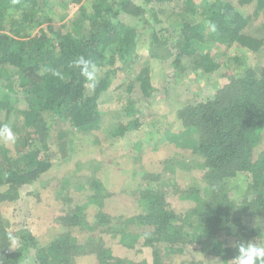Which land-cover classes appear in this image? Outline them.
<instances>
[{"label": "trees", "instance_id": "1", "mask_svg": "<svg viewBox=\"0 0 264 264\" xmlns=\"http://www.w3.org/2000/svg\"><path fill=\"white\" fill-rule=\"evenodd\" d=\"M62 1L52 2L57 5ZM91 1L90 14L80 6L88 25L60 33L51 25L66 15L59 14L55 6L47 7L50 0H0V90L5 94L0 99L4 116L0 125L10 124L23 139V146L13 155L0 145V186H7L0 200L16 199L18 187L32 183L51 167L44 114L51 112L76 131L91 132L98 126L100 106L114 100L115 63L119 62V71L129 76L141 57L135 52L134 30L122 26L118 16L124 13L144 18V7L136 0ZM142 1L152 12L173 8L179 2L193 9L192 0ZM262 11L264 0H236V4L233 0H213L204 10L205 22L183 16L166 29L167 36L155 30L151 34L152 43L171 45L163 56L165 69L184 73L187 66L183 59L189 58L192 69L213 73V81L222 82L215 92L203 93L178 110L184 127L190 129V133H182L179 145L203 157L204 163L199 169H190L198 175L178 190L177 207L170 202L167 187L148 181L132 191L125 207L130 213H138L127 215L124 208L117 215L116 206L122 201L119 193L107 192L96 177V169L105 164L85 165L90 170L88 186L97 193L91 201L97 206L96 218L101 223L95 226L115 221L110 231L128 247L141 238L153 249L151 264H166L164 256L181 253L188 244L200 253L199 264H235L238 241L264 239V151L253 158L255 148L264 140V56L260 54L264 49V21L254 22ZM43 13L46 17L40 20ZM208 21L216 25L215 32L210 31ZM26 22L38 26L24 36L18 30ZM45 22L48 24L43 27ZM198 44H224L228 50L221 56L199 53ZM81 55L100 68L94 91L85 87L84 78L72 66ZM151 55L159 54L152 50ZM235 65L239 70L232 72ZM53 70L64 78L53 75ZM144 74L139 72L136 80L142 95L149 97L154 85ZM14 95L20 96L15 100L24 102L22 108L10 101ZM13 111L14 120L10 117ZM142 126L135 116L125 124L107 125L106 131L112 137L122 136ZM57 139L61 156L67 158L72 151L67 130H58ZM241 173L249 176L245 186L231 187L230 178ZM185 200L193 203L184 207ZM82 209L80 205L68 206L59 217L60 230L50 238H37L24 228L9 233L0 222V264H75V256L86 252L94 254L97 264L126 262L115 257L105 241L80 242L72 235V227L81 231L95 227L88 224ZM14 237L18 245L10 250Z\"/></svg>", "mask_w": 264, "mask_h": 264}, {"label": "rangeland", "instance_id": "2", "mask_svg": "<svg viewBox=\"0 0 264 264\" xmlns=\"http://www.w3.org/2000/svg\"><path fill=\"white\" fill-rule=\"evenodd\" d=\"M52 1L50 0L47 7L55 6L60 9L59 14L66 15L64 19L51 25L54 29L64 33L71 31L76 26L88 25L80 14V6L85 8L87 14H90L91 0H82L81 3L63 0L56 3L57 5ZM211 1L213 0H192L193 9L179 2L173 8L152 12L149 4L142 0H136L145 9L144 18L120 13L118 18L122 26L134 30L135 52L141 57L129 76H126L124 71H119L121 65L119 62L115 63L118 72L114 100L100 106L98 126L91 132L76 131L68 123L55 119L51 112L44 114L43 121L48 132V147L52 164L35 181L18 187L16 199L0 200V222L7 232L13 233L24 228L37 238L54 235L57 229L60 230L59 217L63 216L68 206L72 205L83 206L82 214L90 226L100 224V220L96 218L97 206L94 201H91L97 193L95 189L88 186L90 170L85 168V165L91 162H93L92 165L105 164L96 169V177L107 192L119 193L122 201L118 202L116 206L117 215H120L123 209L129 205L132 191L148 181L153 184L161 183L163 187H167L170 202L177 207L178 190L185 188L196 177V174L198 175V172L192 174L190 169H199L204 163L203 157L192 153L188 147L179 145L182 133H190V129L184 127L183 121L178 117V110L183 109L187 102H193L196 97H202L203 93L215 92L222 82L221 84L220 81L214 82L213 73L192 69L189 58L183 59L184 65L187 66L184 73H178L172 68L165 69L163 56H167V49L171 45L169 43L166 47H161L158 42L157 44L152 43L151 34L155 30L154 32L167 36L166 29L174 26V23H179L183 16L202 19L205 22L204 10L207 3ZM233 2L236 4V0ZM40 15V20L46 17L45 13ZM260 21H264V11L254 22ZM47 24L45 22L42 26L45 27ZM37 26L36 22H26L22 24L18 32L27 36ZM15 29L16 27L12 28V31ZM151 48L159 55H151ZM171 50L174 51L173 48ZM227 50L228 48L224 44L220 46L197 45L199 53L210 52L221 56ZM260 54L264 56V49ZM237 70L239 67L235 65L231 71L237 72ZM141 71H144V76L149 77L154 85V91L149 97L143 96L139 90L136 78ZM131 83L132 87H129ZM3 92L0 90V99L5 95ZM15 97L14 95L10 101L15 102L14 107L22 108L24 102L21 99L15 100ZM15 114L16 112L13 111L10 115L13 120L16 117ZM135 116H138L142 121L141 129H130L122 136L114 137L107 133V125L125 124ZM3 120V107L0 106V122ZM151 124L153 125L151 126ZM58 130H67L68 132L72 151L67 158H63L59 151ZM13 133L16 137L14 143H5L0 140V145L7 149L11 155L16 153L17 148L23 146L22 137H19L15 131ZM193 135L191 134L190 137ZM260 151H264V140L255 148L254 159ZM79 164L83 167L81 168ZM248 179V174L241 173L230 178V186L244 187ZM6 189L7 186H0V193ZM192 203L191 200H185L182 202V206L188 207ZM125 212L127 215L130 213L126 208ZM115 225V221L106 224L104 222L103 225L95 226L88 231H81L76 226L71 228V233L80 242L86 239L105 241L115 257L126 261L123 264H128L127 262L151 264L153 249L150 246H145L141 238L136 240L132 247L124 245L121 243L120 237L110 231L111 226ZM16 238L11 240L10 250L17 247ZM96 243L97 240L94 244ZM28 251L31 253L32 249H28ZM95 259L93 253L86 252L76 255L74 263L97 264ZM200 260V253L191 244H188L183 252L163 258V262L166 264H199Z\"/></svg>", "mask_w": 264, "mask_h": 264}, {"label": "clouds", "instance_id": "3", "mask_svg": "<svg viewBox=\"0 0 264 264\" xmlns=\"http://www.w3.org/2000/svg\"><path fill=\"white\" fill-rule=\"evenodd\" d=\"M207 23L210 31L215 32L216 25L211 21ZM72 66L78 69L79 74L84 78L85 87L89 91H94L101 76L100 68L97 64L81 55L73 61ZM53 75L59 76L60 79L64 78L61 73L55 70H53ZM15 139L16 137L10 124L0 125V140L5 143H14ZM259 224L260 222H257V225ZM261 234H264V230H262ZM236 247L238 248V255L234 257L235 264H264V239L255 242L252 240L247 242L241 240L237 242Z\"/></svg>", "mask_w": 264, "mask_h": 264}]
</instances>
